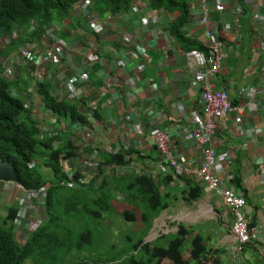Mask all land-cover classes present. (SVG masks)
Returning <instances> with one entry per match:
<instances>
[{"label":"crops","instance_id":"1","mask_svg":"<svg viewBox=\"0 0 264 264\" xmlns=\"http://www.w3.org/2000/svg\"><path fill=\"white\" fill-rule=\"evenodd\" d=\"M220 1L223 6L212 10V19L228 22L236 40H225L226 57L211 82L216 90H225L231 101L243 106L244 120L237 125L230 116L225 125H219L214 175L244 194L252 228L259 231L264 228V0ZM88 2H75L66 19L56 20L50 29L41 31V42L35 48L32 46V56L24 63L27 67L24 76L27 77L29 64L39 61V54L53 39H67L63 58L43 64L42 69L43 81L51 83L54 98L75 105L86 118V124L70 122L72 126L67 129L66 136L76 153L81 154L79 161L71 159L67 162L69 167H86L89 172L90 165L100 164L104 156L127 153L129 164L133 165L132 168L126 164L119 166L126 167L120 170L123 173L138 169L154 178L168 176L155 166L157 157L150 141L154 131L162 130L169 135L172 154L188 169H198L202 154L189 133L196 129L202 113L198 92L201 70L188 57L193 55L196 60H204L209 50L204 44L211 41L203 36V30L198 26L199 14L188 12V22L182 28L187 41L180 42L170 30L177 12L152 9L147 0H135L125 11L98 13L92 0ZM191 4L189 1V7ZM209 4L212 8L217 6V2ZM237 10L241 11L236 20ZM91 24L100 25L101 33L92 32ZM191 42L195 45H190ZM9 55L15 57V49ZM71 78L77 80H73V97L67 88ZM40 112L43 110L38 106L36 115ZM88 113L94 117L92 122L87 118ZM79 126L84 128L79 129ZM61 128L64 129L65 124L61 123ZM103 138L109 142H104ZM62 167L69 170L65 165ZM87 170L82 174L85 176L82 180L88 185L93 176L86 173ZM102 178L94 182V188L99 186ZM187 180L193 181V176L175 173L165 189L172 187L183 191ZM194 184L200 187V197L187 203L185 195L176 191L165 213L179 208V225L194 228L195 234L208 239L212 252L222 251L223 262L264 264L260 257L264 258L263 244L244 249L240 259L233 260L230 252L234 244L230 234L232 214L220 197L203 185ZM15 188L20 192L19 196L23 194L30 203L18 229L19 237L25 239L34 232L31 225L39 227L45 222L44 199L41 196L34 198L40 210L35 214L28 192ZM0 189H3L0 212L9 205L20 204L21 196L18 201H9L2 197V194L9 196L7 187L0 185ZM117 194L122 201L123 195L117 192L116 198ZM3 215L5 212L0 213V217Z\"/></svg>","mask_w":264,"mask_h":264},{"label":"trees","instance_id":"2","mask_svg":"<svg viewBox=\"0 0 264 264\" xmlns=\"http://www.w3.org/2000/svg\"><path fill=\"white\" fill-rule=\"evenodd\" d=\"M76 1L0 0V57H9L14 47L19 48L23 43L37 46V41L43 37L41 31L45 32L44 28L55 20L66 19ZM133 1L92 0L98 13L125 11ZM189 1L147 0L152 9L178 13L170 30L180 42L186 40L182 28L188 22ZM32 21L38 23L36 31H29ZM14 33L19 36L18 42L11 40L8 45L2 41L3 36L10 37ZM2 73L0 62V162L12 165L19 184L27 190L47 187L43 205L45 222L25 239H21L18 232L20 204L4 208L5 215L0 217V264H25L28 260L31 262L27 264H162L163 260L169 264H227L221 260L222 251L212 252L208 239L195 234L191 227L179 225L175 235L144 241L176 191L182 192L189 203L200 197L198 185L187 180L183 191L172 187L164 189L171 180L169 175L154 178L133 170L117 174L116 168H126L119 166H125L127 153L104 156L98 167H91L89 172L96 175L85 184L82 174L86 167H69V172L62 167L71 159L79 161L81 158L66 133L51 137L42 134L36 118L30 117L32 111L25 108L22 98L14 95L13 90L24 91L29 87V78L20 73L11 80ZM39 91L45 109L57 118L55 123L86 124V118L75 105L52 97L50 82H39ZM44 123L55 126L52 117ZM108 166L112 170L105 171ZM69 174H73L76 186L66 185ZM99 178L102 180L94 188ZM117 192L123 195L122 201L116 198ZM34 198L30 197L32 210L36 207ZM121 204L123 206L119 207ZM115 216L122 219L125 227L118 237L120 246L113 241L115 234L111 230ZM134 234L138 236L135 241Z\"/></svg>","mask_w":264,"mask_h":264},{"label":"built area","instance_id":"3","mask_svg":"<svg viewBox=\"0 0 264 264\" xmlns=\"http://www.w3.org/2000/svg\"><path fill=\"white\" fill-rule=\"evenodd\" d=\"M89 0H78V3L88 4ZM213 2L215 4L217 2V6H212L209 2ZM192 2L191 7H189V12L191 14L198 13L199 20L198 26L202 28V34L206 38H210L211 41L209 44H204L206 48H208V57L204 60H200L195 58V56L190 55L188 59H193L197 66L200 68V74L198 75V79L200 82V90L199 92V103L201 107V116L196 123V129L193 130L192 133H189L190 139L198 146L202 154V161L198 169H188L185 167L180 161L179 158L175 157L172 153V145L169 140V135L165 131L156 130L151 135V143L155 149L157 162L155 166L162 171L163 174L167 173L171 177L174 176L175 173L191 175L193 176V181L195 183H199L203 185V187L214 193L216 196L220 197L226 209L232 214V226H231V237L234 241L233 247L231 249L232 256L238 257L241 253H244L243 250L245 248H255L259 244L264 245V228L259 229V231L253 230L251 228V217L247 212V202L244 197V194L237 190L232 185L224 184L217 176L214 175V165L217 159V139L216 134L219 128V125H225L229 120L230 116L233 117V121L237 125H241L244 120V108L239 104H235L229 98L228 94L225 90H216L211 80L213 76L220 72L221 63L226 57L225 50L227 47V43L225 40L234 41L235 37H232V26L224 21L215 22L212 19V10L218 6L222 7L223 2L220 0H190ZM241 10H237L235 17L238 19V14ZM33 29H37L35 25H33ZM100 25H92L90 30L92 32L101 33ZM47 51H53V54L46 53V50L39 54V61L35 63V70L32 71V76L38 80V82L43 80L44 69H42L43 64L50 63L51 60L57 62V60H61L65 55V51L67 49V39H55L52 40L51 43L47 45ZM25 53L20 52L22 56L30 57V48L25 47L22 48ZM16 63L13 59H7L3 63L4 71L3 76L8 79H14V71L13 66ZM80 78H83L80 76ZM74 78H71L67 82V88L70 91V96L73 97L74 92ZM53 84V82H52ZM37 87V84H36ZM21 95L25 98V108L27 110L32 111L34 118L41 122L36 123L39 125V129L42 134H47L49 137L52 135H57L59 133H68L67 129L71 128L70 122L59 121V123H55L57 118L53 117L51 112L44 111L43 106L37 104L30 93L22 92ZM52 97L53 94L51 92ZM38 106L43 110V112H38ZM30 114V116H31ZM49 117L53 118V124L56 126H48L44 122L48 120ZM89 121H93L94 117L92 114L87 115ZM41 123V124H40ZM61 123L65 124V128H61ZM84 128L79 126V129ZM86 129H84V132ZM241 132V128H239ZM91 134V132H90ZM104 142H109L107 139H102ZM115 156L114 154H111ZM124 163L132 168V163L129 164V158L125 156ZM67 162L64 163L66 166ZM90 167H98L96 164H91ZM103 167V166H102ZM109 168H105V171L112 170L111 166ZM122 169V168H121ZM120 168H116L115 172L119 174ZM137 169V168H136ZM136 171H139L138 169ZM140 172V171H139ZM120 173H123L120 171ZM141 173V172H140ZM92 173L91 175L94 176ZM147 175V174H146ZM69 181H67L66 185L72 187L75 185L73 174H69ZM87 178V177H86ZM85 183V180H82ZM19 189L24 192H28L29 197L41 196L43 199L45 197L46 187L40 188L38 190H25V188L21 185H18ZM169 187V186H167ZM165 189V188H164ZM119 197V194H117ZM21 210L19 211L17 222H21V219L24 217V212L30 208L29 201L25 200L23 197L20 201ZM42 204V202H41ZM40 210L35 207L34 213H39ZM32 231H35L38 228V225L30 226ZM166 234V233H164Z\"/></svg>","mask_w":264,"mask_h":264},{"label":"rangeland","instance_id":"4","mask_svg":"<svg viewBox=\"0 0 264 264\" xmlns=\"http://www.w3.org/2000/svg\"><path fill=\"white\" fill-rule=\"evenodd\" d=\"M2 41L5 43V44H8V45H10L11 44V40H13L14 42H17L18 40H19V36L18 35H15V34H13L12 36H10V37H8V36H3L2 38ZM45 50H46V48H44ZM44 50V51H45ZM20 52H23V53H25V51H23L22 50V48L21 47H19V50H18V52H17V50H15V57L18 59V64H22V63H24L25 62V60L27 59V58H25V56H22L21 54H20ZM33 53V52H32ZM46 53L48 54V53H50V54H53L54 52L53 51H47L46 50ZM33 59V58H32ZM5 60H7V57H0V62H5ZM22 67L24 68V69H27V67L24 65V64H22ZM24 69H22V75H24L25 73L23 72V70ZM24 78H26L25 76H24ZM51 78V77H50ZM52 79V78H51ZM13 80V79H12ZM31 90V89H30ZM30 94H32L31 92H29ZM33 100L34 101H36V102H39L38 100H39V98H38V96H35V98H33ZM31 118H32V120H34V117H33V114H31V116H30ZM37 122H41V121H39V120H36ZM66 166L67 167H69V164H66ZM66 167V168H67ZM68 169V168H67ZM46 172V171H45ZM86 173H88V172H86ZM90 173V172H89ZM88 173V174H89ZM0 185H2V186H5V187H7V190H9L8 191V194H9V196H7V195H3L2 194V197H4L5 199H7V200H9L10 201V199H11V201H12V199L13 200H15V199H17V201H18V196H19V194L18 193H20V192H18V190H16V188H15V186L16 187H18V185L17 184H15V183H4V182H0ZM12 187V189H10ZM25 190H26V188H25ZM3 191V189H0V193ZM20 191H21V189H20ZM22 193V192H21ZM21 196V197H20ZM19 197L20 198H22V196H23V194H21ZM118 200H119V197L117 198ZM21 201V200H20ZM19 201V202H20ZM123 205L121 204L119 207H122ZM124 206H126L125 204H124ZM179 208H174V209H172V210H170V213H165V211H163L158 217H157V219H156V221H154V223H153V225H152V227L153 226H155V228H154V230L152 231V232H149L148 234H147V236H146V238L144 239V241H149V242H152V241H156L157 239H159L161 236H163V235H165L164 233H166V234H173L174 232V230H175V228H176V226L180 223V221H178V216H177V213H179L178 210ZM189 210V209H188ZM3 212H4V210H1V215L3 214ZM166 217V218H165ZM0 221H1V219H0ZM114 225H112V227H111V230L114 232V234H115V236H114V238H113V241L114 242H116V244H117V246H120V243H121V241H120V238H119V240H118V237H120V236H122V233H124L123 232V230H125V227L123 226V222H122V219L119 217V216H115L114 217ZM105 224H107V226L109 225V223H107V222H105ZM116 235H117V237H116ZM135 235V234H134ZM134 235H133V237H134ZM138 238V236L137 235H135V238L133 239V241H135L136 239ZM151 238V239H150ZM152 239H155V240H152ZM242 254V253H241ZM240 254V255H241ZM232 255V254H231ZM239 255V256H240ZM233 257V260H235V262L236 261H238L239 259H240V257ZM241 261H243V259L241 260ZM31 261L30 260H28V261H26V263L25 264H27V263H30ZM168 263V261L167 260H163L162 261V264H167Z\"/></svg>","mask_w":264,"mask_h":264},{"label":"clouds","instance_id":"5","mask_svg":"<svg viewBox=\"0 0 264 264\" xmlns=\"http://www.w3.org/2000/svg\"><path fill=\"white\" fill-rule=\"evenodd\" d=\"M77 2V1H76ZM56 21V20H55ZM54 22V21H53ZM52 22V23H53ZM32 24H31V27H30V29H29V31H36L37 29H33V25H35L36 27H37V25H38V23L36 22V21H32L31 22ZM52 23H50V25L52 24ZM50 27V26H49ZM49 27H47V28H44V29H50ZM15 35H17V33H14ZM42 39V38H41ZM41 39H39V41H37V44L39 43V42H41ZM18 42V41H17ZM31 43H26L25 45H21L20 47L21 48H25V47H29L30 48V54H31V56H32V51H33V48H32V46L35 48V45H30ZM14 49L15 50H17V52H18V50H19V48H16V47H14ZM30 56V57H31ZM30 57H25V58H27L25 61L27 62L28 61V59L30 58ZM7 59H13V60H15L16 61V63H14V66H13V71H14V79L16 78V76L18 75V74H20L21 73V75H22V72H21V70L22 69H24L23 67H22V64H24V63H22V64H18V60L16 59V57H7ZM2 63V68H4V66H3V62H1ZM25 65V64H24ZM30 65V68H29V73L27 74V77L29 78V80H30V82H29V87L28 88H26L24 91H21L20 93L18 92L19 91V89H18V91L17 90H13L15 93H14V95H16V96H18L19 98H22L23 100H24V106H25V98L21 95V93L22 92H31L32 94V97L33 98H35V96H38V98H39V102H38V104L40 105V106H43V110L44 111H47L46 109H45V107H44V103H43V101H41V97H40V95H39V93H40V91H39V82H38V80H36L33 76H32V71L33 70H35V64H29ZM26 66V65H25ZM25 70V69H24ZM24 70H23V72H24ZM3 71H4V69H3ZM3 74V73H2ZM25 75V74H24ZM3 76V75H2ZM4 77V76H3ZM26 77V78H27ZM8 79V78H7ZM13 79V80H14ZM12 80V79H11ZM43 81V80H42ZM42 81H40V82H42ZM36 84H37V87H36ZM31 89V90H30ZM39 92V93H38ZM36 102V101H35ZM49 112V111H48ZM17 185H20V184H17ZM22 186V185H21ZM41 226V225H40ZM40 226L35 230V231H37L39 228H40ZM179 226V224L176 226V228H175V230L173 231L174 233L173 234H175L176 232H177V227ZM154 228H155V226H154ZM154 230V229H153ZM34 231V232H35ZM33 232V233H34ZM165 235H169V234H165ZM146 242V241H145Z\"/></svg>","mask_w":264,"mask_h":264},{"label":"water","instance_id":"6","mask_svg":"<svg viewBox=\"0 0 264 264\" xmlns=\"http://www.w3.org/2000/svg\"><path fill=\"white\" fill-rule=\"evenodd\" d=\"M0 182L19 184L17 173L9 163L0 162Z\"/></svg>","mask_w":264,"mask_h":264},{"label":"bare ground","instance_id":"7","mask_svg":"<svg viewBox=\"0 0 264 264\" xmlns=\"http://www.w3.org/2000/svg\"><path fill=\"white\" fill-rule=\"evenodd\" d=\"M151 239V238H150Z\"/></svg>","mask_w":264,"mask_h":264}]
</instances>
